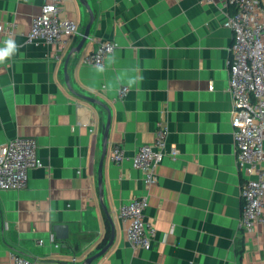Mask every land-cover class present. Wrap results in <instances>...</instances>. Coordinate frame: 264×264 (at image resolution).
<instances>
[{
    "label": "crops",
    "instance_id": "1",
    "mask_svg": "<svg viewBox=\"0 0 264 264\" xmlns=\"http://www.w3.org/2000/svg\"><path fill=\"white\" fill-rule=\"evenodd\" d=\"M52 1L0 0V24L14 30L0 32V47L8 38L19 45L0 64V146L34 136L45 164L31 169L26 188L0 189V264H12V250L39 264H82L109 242L113 227V244L92 264H264V208L253 232L239 228L244 175L233 133V31L225 25L235 4L88 0L90 38L71 53L91 20L81 0H61V16L79 24L65 48L28 40L34 17ZM105 40L117 46L101 73L81 57ZM66 66L76 93L103 105L70 90ZM136 74L142 79L121 98L120 88ZM162 119L168 148L179 155L165 156L157 182L148 185L132 159L154 140ZM115 144L125 149L120 164L109 156ZM143 196L145 218L156 226L150 249L129 241L119 215L123 203ZM57 224L68 225L67 238L57 237Z\"/></svg>",
    "mask_w": 264,
    "mask_h": 264
},
{
    "label": "built area",
    "instance_id": "2",
    "mask_svg": "<svg viewBox=\"0 0 264 264\" xmlns=\"http://www.w3.org/2000/svg\"><path fill=\"white\" fill-rule=\"evenodd\" d=\"M236 9L225 25L233 31V43L228 61L231 73L230 91L233 97V126L236 158L244 179L241 184L242 214L239 228L246 234L254 231L262 220L264 208V5L262 0H228ZM61 0L43 6L32 21L28 40L59 44L65 48L79 33L77 20L62 17ZM0 32L8 36L14 33L12 26L0 24ZM117 46L113 40L99 42L96 49L86 52L81 61L91 65H105L106 56ZM129 87L120 88L124 98ZM94 131V128L91 129ZM169 128L165 120H159L152 142L141 145L132 159L133 166L143 170L148 185L157 182V166L165 156L176 158L179 150L168 148ZM110 159L120 164L125 149L115 144ZM39 155L38 139L20 135L0 146V189L20 190L29 184L30 171L44 166ZM149 205L147 197H135L119 208L120 217L127 222L129 241L150 249L156 234V226L145 218ZM43 243V240H39ZM56 246H59L56 243ZM12 264H39L40 260L17 250L11 251ZM107 264V263H103Z\"/></svg>",
    "mask_w": 264,
    "mask_h": 264
},
{
    "label": "water",
    "instance_id": "3",
    "mask_svg": "<svg viewBox=\"0 0 264 264\" xmlns=\"http://www.w3.org/2000/svg\"><path fill=\"white\" fill-rule=\"evenodd\" d=\"M81 2L88 8L90 15H91V20L88 23V25L86 26V29L84 31V34L82 36L81 41L79 42V44L76 47L73 48V50H71V53H73L74 51H80L82 49V47L84 46V44L86 43V41L90 38L91 25H92L93 20H94V12H93V9H92L89 1L88 0H81ZM65 79H66V83H67L68 87L70 88V90H72L74 93H76L75 89L73 88V86L71 84L70 74L68 72L67 66L65 67ZM76 94H78L82 98H85L87 100L97 102V103L103 105V103L100 102V100H97L96 98H93L91 96H88V95L82 94V93H76ZM110 124H111V118L109 116L107 123L104 125L105 139L108 137ZM105 152H106V149L104 147L103 155H105ZM102 169H103V159L101 160L100 165H99V184H100V186L102 184ZM101 192H102V189H101ZM55 231L57 232V237H59L61 239H65L68 237L69 228H68V225H66V224H57L55 226ZM114 239H115V236H114V227H113L112 228V237L109 240V242L103 248H101L98 252L87 257L82 264H92L93 261H95L96 259L105 255L106 252L111 247V245L113 244Z\"/></svg>",
    "mask_w": 264,
    "mask_h": 264
},
{
    "label": "clouds",
    "instance_id": "4",
    "mask_svg": "<svg viewBox=\"0 0 264 264\" xmlns=\"http://www.w3.org/2000/svg\"><path fill=\"white\" fill-rule=\"evenodd\" d=\"M19 45L16 41L12 38H8L3 41V47H0V64L5 63L6 61L10 60L13 56H15L18 52ZM109 55V54H108ZM106 56V58L108 57ZM96 71L104 72V67L101 65H96ZM135 73H138V69L136 68ZM142 79L141 76L138 74L129 78L125 83L127 87L132 88L133 86L137 85L138 82Z\"/></svg>",
    "mask_w": 264,
    "mask_h": 264
},
{
    "label": "trees",
    "instance_id": "5",
    "mask_svg": "<svg viewBox=\"0 0 264 264\" xmlns=\"http://www.w3.org/2000/svg\"><path fill=\"white\" fill-rule=\"evenodd\" d=\"M109 238H110V231L108 232L107 236L105 237L101 245L104 246L108 242Z\"/></svg>",
    "mask_w": 264,
    "mask_h": 264
}]
</instances>
